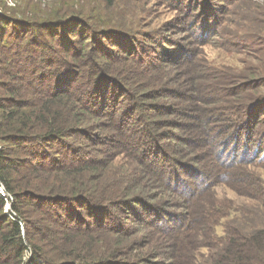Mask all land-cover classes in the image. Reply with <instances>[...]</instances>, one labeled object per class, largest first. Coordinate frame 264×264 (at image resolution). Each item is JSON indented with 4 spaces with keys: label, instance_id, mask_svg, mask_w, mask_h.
Returning a JSON list of instances; mask_svg holds the SVG:
<instances>
[{
    "label": "trees",
    "instance_id": "trees-1",
    "mask_svg": "<svg viewBox=\"0 0 264 264\" xmlns=\"http://www.w3.org/2000/svg\"><path fill=\"white\" fill-rule=\"evenodd\" d=\"M24 1L28 6L12 8L0 0V264H264V228L232 229L210 243L218 247L211 257L198 261L185 243L193 218L178 224L184 242L176 227L155 223L167 171L188 176L176 191L168 186L174 200L191 209L205 197V185L196 182L198 169L190 162L211 159L197 156L194 134L190 141L176 135L190 129L186 109L170 101L202 86L233 85L230 102L240 103L232 102L227 120H216L235 138L243 136L249 157L212 156L206 168L214 173L207 178L231 186L235 172L264 164V93L251 95L264 86V72L224 79L202 67L194 73L191 64L183 80L164 55L169 49L158 54L156 34L131 29L133 8L123 16L110 0H70L63 7ZM214 1L236 0H202L208 19L228 11ZM215 20L217 27L222 21ZM193 106L191 126L205 119ZM157 149L162 161L151 166L142 155ZM252 185L264 202V182Z\"/></svg>",
    "mask_w": 264,
    "mask_h": 264
},
{
    "label": "rangeland",
    "instance_id": "rangeland-1",
    "mask_svg": "<svg viewBox=\"0 0 264 264\" xmlns=\"http://www.w3.org/2000/svg\"><path fill=\"white\" fill-rule=\"evenodd\" d=\"M3 1L7 6L12 8L28 6L24 0ZM33 1L46 6H52L56 3L58 6L63 7V3L70 0ZM110 1L117 4L120 14L123 16H127V14L132 12L133 8L134 16L130 17V20L133 22L130 25L131 29H134L136 32L138 31L140 34H156L158 54L162 50V47L169 49L168 54L165 53L164 55L170 61L171 69L182 74L181 77L185 75L183 74L184 69H187L188 65L191 64L194 67V73L198 72L197 67H202L207 70L206 72H215L224 79L232 73L239 75L240 73L250 72L253 69L264 72V0H236L232 4L214 1L216 5L227 6L228 11L220 13L222 14L221 17L216 16L210 19H208L207 12L203 8L202 0H182V4L174 5H167L166 0ZM170 1L176 3V0ZM91 2L102 4L99 0H91ZM250 4L254 6L256 13L253 10V6L249 7ZM129 7H131L130 10ZM139 9H141V12H138ZM107 11H109L108 8ZM219 11L221 12V10H217V12ZM109 15L116 19L114 12ZM215 18L222 21L217 27L216 23L218 21ZM243 36L247 37V39L249 38L247 42L242 39ZM147 41L149 43L153 42V40ZM166 63L163 62V64ZM187 78V76H183V80ZM209 81L213 82L212 77L209 78ZM261 82L264 81L261 80ZM232 86H227L224 90L216 86L206 87V89L204 88L205 86H202L197 89L195 94L192 91L188 92L183 98L185 100L179 102L178 100H169L172 103H176L172 104L175 109H186V121L187 124H190L187 126L185 123V127L190 129L189 132L188 130H180L175 132L177 133L176 135L188 137L187 140H189L188 135L194 134L192 138L195 143L194 148L198 151L197 156H200L201 159L203 156L211 157V159L208 161L205 158V161H202L201 165L196 162H190V165H196L199 171V173L198 171L193 172L196 173V182L199 181L200 185H205L203 187L205 197L202 202L200 201L191 209L186 204H184L185 207L180 206V201L177 198L174 200V196L169 192L171 188L168 186V184L172 187L181 185V178L190 181L188 180V176L178 174V179L170 171H167L166 177L169 176V179H167L168 184L165 186L166 189H158L160 212L158 214L159 219H157L158 223L156 220L155 223L158 225L164 224V227L167 226V229L176 227V232H179L180 239L183 241V237L187 235L183 233V227H179L178 224L181 223L183 225L186 218H193L196 226L190 228V233L192 231V234L187 232L189 236L186 239L188 238L189 241H185V243L189 245L188 247L192 250L194 257L199 256L198 261L211 257L218 247L210 243L213 244L221 237L229 235L232 229L237 230L239 227L247 230L264 228V202L260 195L255 192L252 185L256 179L264 182V164L255 168H248L246 174H242L241 176L235 172L234 179L237 181L233 182L231 186L218 182L220 180L217 181V177H211L214 173L212 171L210 173L208 170L212 156L215 158L219 157L222 161L228 162L232 158L234 160L243 156L249 157L246 156L247 152L242 146L243 143H248L244 140L243 136L238 135L235 138L233 136L234 133H232L233 129L229 130L218 126L216 120L220 117L222 118L221 115L225 118L227 110H230L233 105L237 104L232 102H238V100H231L230 102V94L235 92L229 90ZM167 87L170 88L173 85L168 83ZM263 93L264 86L262 85L253 90L251 95L254 97L257 94ZM253 100V98L251 100H241V103L246 101L251 103ZM194 104L204 110L201 116L205 117V119L203 122L191 126L194 120L193 115L196 114V110L192 109ZM184 105L187 107H184ZM225 124L228 126L227 121ZM234 141L236 143L233 146ZM149 144V142L144 143L142 147L146 148ZM206 148L211 149V154L208 155L209 150L205 153ZM142 157L146 163H150L152 160L158 165V161H162L161 154L158 155V149L148 151ZM153 162L150 163L151 166ZM153 169L156 172L163 171V168L155 165ZM208 172L211 175L209 178H207ZM171 177L176 178V180L171 181ZM186 189H190V185ZM180 190L183 191L182 188ZM171 191L174 192L173 190ZM2 193L5 194L4 191ZM218 207L222 209L220 210L222 214L212 212L214 208ZM153 211L154 213H158V205L154 207ZM208 212H212L209 215V222L205 219ZM180 214L185 215L183 217ZM168 220L170 225H167ZM201 241L204 242L201 243ZM185 251L187 252V250ZM163 262L167 261L163 259Z\"/></svg>",
    "mask_w": 264,
    "mask_h": 264
},
{
    "label": "water",
    "instance_id": "water-1",
    "mask_svg": "<svg viewBox=\"0 0 264 264\" xmlns=\"http://www.w3.org/2000/svg\"><path fill=\"white\" fill-rule=\"evenodd\" d=\"M4 191V189L2 187H0V192Z\"/></svg>",
    "mask_w": 264,
    "mask_h": 264
}]
</instances>
